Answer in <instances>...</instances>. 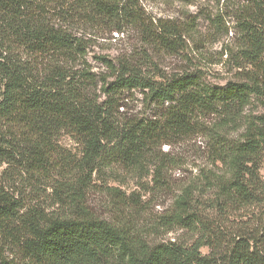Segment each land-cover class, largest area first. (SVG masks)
<instances>
[{
  "label": "trees",
  "instance_id": "1",
  "mask_svg": "<svg viewBox=\"0 0 264 264\" xmlns=\"http://www.w3.org/2000/svg\"><path fill=\"white\" fill-rule=\"evenodd\" d=\"M135 1L0 0V227L14 224L22 236L19 258H1L0 264H264V0H247L237 16L240 78L210 86L196 74L152 80L122 68L103 88L108 100L98 103L84 93L89 75H73L62 65L86 56V45L73 30L138 27ZM24 57L52 62L36 71ZM135 89L168 105L160 119L119 123L114 118V97ZM254 105L263 112H248ZM202 115L219 117L222 128L240 126L243 133L216 152L230 177L218 181L216 198L201 207L216 211L219 219L198 212L184 191L163 220L166 227L189 232L201 228L190 246L152 244L131 223L113 224L80 208L82 214L67 216L21 214L1 182L2 169L21 160L29 171L42 170L63 132L83 147L79 171L90 170L92 176L105 156L138 164L150 148L191 134Z\"/></svg>",
  "mask_w": 264,
  "mask_h": 264
},
{
  "label": "rangeland",
  "instance_id": "2",
  "mask_svg": "<svg viewBox=\"0 0 264 264\" xmlns=\"http://www.w3.org/2000/svg\"><path fill=\"white\" fill-rule=\"evenodd\" d=\"M135 2L141 21L138 27L124 25L121 32L114 26L73 30L84 41L86 56L62 65L73 75H89L90 80L83 84L84 93L93 101L108 100L103 88L115 82L122 68L152 80L196 74L210 86H224L240 78L236 21L247 0ZM24 60L36 71H44L45 65L50 68L52 62L45 57ZM113 104L114 118L119 123L158 120L168 108L151 102L142 89L119 93ZM248 112L260 113L263 109L254 105ZM197 120L191 134L150 148L138 164H123L116 157L105 156L97 162L92 176L90 170L86 174L79 171L83 147L76 137L63 132L42 170L29 171V163L21 160L2 169L6 171L1 182L19 202L21 214L67 216L82 214L80 208L113 224L131 223L152 244L176 242L190 246L200 238L201 228L189 232L177 226L166 227L163 220L173 212L175 201L184 191L198 206V212H205L201 206L214 201L218 181L230 177L229 168L218 161L216 152L241 140L243 133L240 126L222 128L221 119L214 115H202ZM205 213L213 221L220 217L216 211ZM240 215L233 221H240ZM16 227H0V259L19 258L17 244L22 236ZM203 253L208 254V249Z\"/></svg>",
  "mask_w": 264,
  "mask_h": 264
}]
</instances>
